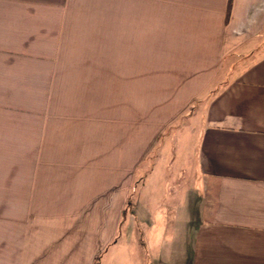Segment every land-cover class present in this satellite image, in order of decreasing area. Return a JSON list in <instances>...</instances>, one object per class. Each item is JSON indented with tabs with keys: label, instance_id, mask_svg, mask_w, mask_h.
<instances>
[{
	"label": "crops",
	"instance_id": "obj_1",
	"mask_svg": "<svg viewBox=\"0 0 264 264\" xmlns=\"http://www.w3.org/2000/svg\"><path fill=\"white\" fill-rule=\"evenodd\" d=\"M0 264H264V0H0Z\"/></svg>",
	"mask_w": 264,
	"mask_h": 264
},
{
	"label": "rangeland",
	"instance_id": "obj_2",
	"mask_svg": "<svg viewBox=\"0 0 264 264\" xmlns=\"http://www.w3.org/2000/svg\"><path fill=\"white\" fill-rule=\"evenodd\" d=\"M194 102V103H193ZM192 103H190L189 107H187L188 109L183 112L180 116L181 117H178L176 121H173L171 122L170 124H168L163 130L162 132L160 133L159 136H157L156 138V144L157 142L160 141V139L171 132V130H178L179 128L181 127H184V128H188V130L190 129L189 127L193 126L194 125V121L191 120L193 119V116L194 114L196 113V104L195 103L196 101L194 100ZM201 106H199V109H200ZM184 115H189L188 117H185ZM108 125H110V122H108ZM167 135V136H168ZM155 148V145L154 147L152 146V149ZM149 151V154H151V157L154 158V160H156V156L154 157V153H151V150ZM150 156V155H149ZM147 156H145L144 158H146ZM146 159L148 160H151L150 157H147ZM161 157L159 156V158H157V160H160ZM144 160V159H142ZM170 160V159H169ZM173 178H175V175H172ZM165 212H159V211H156V218L154 219L155 221V231H156V236L157 234L160 232V229L164 226H167L168 225V220L170 221L169 223V228L171 229V225L174 224V221L176 220V218H178V211L181 210V208L177 207L176 204H172L171 206L167 207L165 205ZM158 212L161 214H165V219L164 217H159L158 215ZM143 256L145 254V251H142L140 252Z\"/></svg>",
	"mask_w": 264,
	"mask_h": 264
}]
</instances>
